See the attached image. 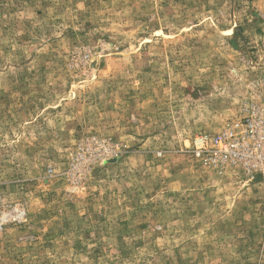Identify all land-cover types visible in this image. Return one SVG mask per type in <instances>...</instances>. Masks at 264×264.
Returning a JSON list of instances; mask_svg holds the SVG:
<instances>
[{"label":"rangeland","instance_id":"obj_1","mask_svg":"<svg viewBox=\"0 0 264 264\" xmlns=\"http://www.w3.org/2000/svg\"><path fill=\"white\" fill-rule=\"evenodd\" d=\"M254 104L264 0H0V264H264Z\"/></svg>","mask_w":264,"mask_h":264},{"label":"built area","instance_id":"obj_2","mask_svg":"<svg viewBox=\"0 0 264 264\" xmlns=\"http://www.w3.org/2000/svg\"><path fill=\"white\" fill-rule=\"evenodd\" d=\"M197 143L194 154L208 165L240 166L248 174H264V104L250 106L243 120L204 134Z\"/></svg>","mask_w":264,"mask_h":264}]
</instances>
